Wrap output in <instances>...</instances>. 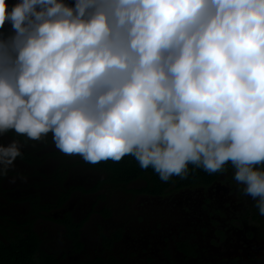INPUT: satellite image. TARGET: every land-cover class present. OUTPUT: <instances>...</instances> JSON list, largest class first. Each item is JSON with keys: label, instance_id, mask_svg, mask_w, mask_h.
I'll use <instances>...</instances> for the list:
<instances>
[{"label": "clouds", "instance_id": "1", "mask_svg": "<svg viewBox=\"0 0 264 264\" xmlns=\"http://www.w3.org/2000/svg\"><path fill=\"white\" fill-rule=\"evenodd\" d=\"M10 130L90 164L132 156L164 182L231 162L264 216V0H0ZM19 156L0 145V173Z\"/></svg>", "mask_w": 264, "mask_h": 264}, {"label": "flooded vegetation", "instance_id": "2", "mask_svg": "<svg viewBox=\"0 0 264 264\" xmlns=\"http://www.w3.org/2000/svg\"><path fill=\"white\" fill-rule=\"evenodd\" d=\"M13 142L18 143L21 152V156L17 158L18 161L38 171L44 169L43 176L49 180L43 183L49 181L53 189L50 194L54 196V200L46 202L47 204L52 203L49 205L51 208L46 212L43 211L42 215L49 218L45 220L55 225L56 235L46 239L47 235L44 231L38 232L35 224L34 229L41 237L42 250L53 256L58 264H88L93 261L98 263L104 261L105 264H110L111 261L114 264H160V262L164 264L166 261L167 264H171L169 253L179 259L178 264L186 261L199 263L202 254L217 252V244L220 245L222 251L232 254V257L228 256L231 264H237V257L240 254L264 256V225L263 220L260 219L262 215L256 207L257 200L244 193V185L229 179L226 175H221L207 188L180 189L165 197L134 195L122 191L120 193L124 195L122 197L125 202L117 207L110 199L112 195L103 196L107 189L100 187L104 175L82 165L81 157L68 156L59 151L53 142L51 133L40 141L19 135L14 130L0 136V145H10ZM61 174L62 177L58 178ZM10 177L13 178V175ZM32 178L34 177L31 176ZM36 179L38 180L37 176ZM3 180L1 176L0 184L5 190ZM11 180L9 179V182ZM141 183L143 182H136L130 187L134 188L133 190H139L143 185ZM137 184L139 185L136 186ZM31 187L36 190L41 188L38 182ZM36 190L31 191V194H38ZM63 193L64 195L70 193V197L62 206L57 207L60 195ZM185 194L189 197L181 199ZM19 195H21L20 192ZM28 195L23 197L26 198ZM38 195L44 202V197ZM89 196L94 199L89 202V208H87L82 204ZM25 198L21 200L30 209L31 205L25 201ZM139 198L153 199L155 203L163 200L167 208H176L180 220L172 227V233L169 231L167 221H144L141 224L145 218L143 213L149 210L153 203L148 202L147 204L146 202L138 206L137 199ZM177 199L181 200L173 203ZM107 211L110 212L109 217H106ZM255 215L258 218L256 220ZM2 216L5 218L1 220L10 218L8 215ZM93 216L96 218L92 219ZM65 217H69L74 224L83 222L80 232L82 244L80 251H75L72 240L67 236L68 228L63 223ZM259 219L260 222H258ZM90 221L110 223L111 227L116 229L108 230L100 224L95 226L96 232L87 235ZM194 221L196 223H193ZM22 222L16 225H25L28 220ZM179 227L182 228L181 233L178 231ZM183 242H189L195 255H187L179 248V244ZM118 247H123L124 250L118 251ZM36 259L38 263L41 262L39 257Z\"/></svg>", "mask_w": 264, "mask_h": 264}, {"label": "trees", "instance_id": "3", "mask_svg": "<svg viewBox=\"0 0 264 264\" xmlns=\"http://www.w3.org/2000/svg\"><path fill=\"white\" fill-rule=\"evenodd\" d=\"M20 0H7L9 5V10L19 3ZM66 2L73 6L75 5V0H66ZM5 35H12L13 31L10 24H6L2 30ZM82 158V157H81ZM65 162V161H64ZM66 164V163H63ZM82 165L89 169L96 170L104 175L103 181L100 183V187L107 188L103 196L112 195L113 192H126L133 193L134 195L144 194L153 197H165L175 191L182 190L185 188H207L211 186L221 175H226L229 179L235 181V168L229 162L225 165L223 171L216 173H209L205 171L202 167H196L195 165H189V175L186 179H182L179 176H173L169 181L164 182L160 179L159 174L154 171L151 167L148 169H143L140 167L139 163L132 156H125L119 162H113L111 160L107 162H101L98 164H90L83 160ZM258 170L264 171V165H257ZM58 175V178H61ZM136 182H143L142 187L137 190H133L130 186ZM236 182V181H235ZM4 193V189L0 184V194ZM70 197V193L60 195L57 203V207H60L65 203ZM109 197V196H108ZM25 201L29 202L31 205L30 212L27 216L28 223L22 226L16 225L13 222V227L11 229H3L0 227V264H58L53 256H50L42 250L41 248V237L38 232L34 229V224L39 218L49 219L43 217L42 212L48 211L51 208L49 205L52 203H45L39 197L38 194H30L25 198ZM49 206V207H48ZM258 210V209H256ZM69 215V214H68ZM110 212L107 211L106 217H109ZM5 217L0 214V219ZM29 219L31 221H29ZM258 219L255 215V220ZM263 220L264 216L260 217ZM259 219L258 222L261 220ZM61 222V221H60ZM15 223V224H14ZM63 223L67 225V236L72 240L75 251H80L82 244L80 242V232L83 226V222L80 224H74L69 217H65ZM12 225V224H11ZM72 226V227H70ZM179 248L184 251L187 255H195L193 248L190 246L189 242H183L179 244ZM167 251V250H166ZM39 255V256H37ZM172 254L169 253V257ZM37 257L41 259L38 263ZM103 264L104 261L102 262ZM98 262H91L88 264H102ZM110 264H114L113 261ZM172 264H178L173 263Z\"/></svg>", "mask_w": 264, "mask_h": 264}, {"label": "rangeland", "instance_id": "4", "mask_svg": "<svg viewBox=\"0 0 264 264\" xmlns=\"http://www.w3.org/2000/svg\"><path fill=\"white\" fill-rule=\"evenodd\" d=\"M3 146H9V145H3ZM34 146V145H33ZM46 165V163H45ZM3 167V166H0ZM75 170H79V169H75ZM6 172H8V174H6ZM44 169L42 170H37L35 168H30L28 167L25 163H23L22 161H18V159H16L13 164L11 166H9L5 171H3L2 173H0V177L2 176L4 178L3 180V187L5 188L4 193L1 194L0 196V213L1 215H8V217L6 220H1L0 219V227L3 229H11L14 225L13 222L15 223H23L22 221H27V216L30 212V209L28 207V205L26 203H23V201L21 200L24 195H28L31 194V191L36 190L34 187L32 188L31 186L38 182L39 186L41 187L40 190H36V192L38 194H40L41 196L44 197V202H52L54 199V196L51 195L50 193L53 192V189L50 186V182L48 181L47 183H43L44 181L49 180L48 178H45L43 176L44 174ZM13 175V178H11L10 176ZM31 176L34 177L31 179ZM38 177V180H35V177ZM9 179H12L9 182ZM139 184H137L136 186H138ZM31 187V188H30ZM19 192L21 195H19ZM124 195H122L119 192H113L112 196H110V199L113 201H111L114 205H116L117 207L122 206L124 201V198L122 197ZM189 195L185 194L183 195V197L180 198L181 199H186L188 198ZM196 198H199L198 196L195 195ZM94 199L92 196L86 197V199L83 201L82 205H85L88 207L89 202ZM181 199H177L175 200L173 203H178ZM137 203L138 206L140 205H144V203L147 202H152L153 205L150 206V209L147 210L146 212L142 211L143 216H145V218H143L141 224L146 221V222H156V221H167L169 224V231L170 233L173 232L172 227L174 225H176L178 223V221L180 220V217L176 211V208H167L164 203L163 200H161L160 202L155 203L152 200H144V199H137ZM76 206V205H74ZM140 208V207H139ZM121 210V209H120ZM119 210V211H120ZM140 210V209H138ZM181 211V210H180ZM83 212V210H82ZM96 218V216H93L92 219ZM141 219V218H140ZM193 223H196L195 221ZM12 224V225H11ZM104 225L108 230H114L116 228H112L110 223H95L90 221L88 224V230H87V235H91L93 234V232L95 231V226L97 225ZM118 224V223H117ZM147 225V223H145ZM252 224H256V223H252ZM171 225V226H170ZM35 227L36 230L39 231H44V233L47 235V237H53L56 234L54 233L56 230L55 225H53L52 223H50L48 220L45 219H39L35 222ZM182 228L179 227L178 231L181 233ZM209 233V232H208ZM183 235V234H181ZM185 236H190V235H185ZM1 239H3V237L0 235ZM197 241V240H196ZM234 246V245H233ZM118 251H123L124 248L123 247H118ZM204 248V247H202ZM217 252L211 251L210 253H204L201 255V260L199 263L196 262H190L186 261L182 264H231V260L229 259L228 256L232 257L231 253H225L224 251L221 250L220 245L217 244ZM233 253V252H232ZM174 255V254H173ZM176 255V254H175ZM246 254H240L237 257V264H264V256H258V255H254V256H245ZM177 261H179V259L176 256H172L170 257V262L172 264L176 263ZM220 261H223V263H220ZM228 261V262H226ZM235 261V260H234ZM163 262H160V264H162ZM164 264H167V262L165 261Z\"/></svg>", "mask_w": 264, "mask_h": 264}]
</instances>
